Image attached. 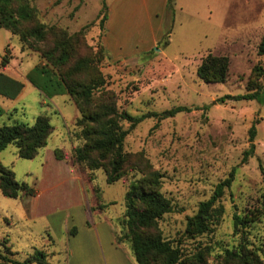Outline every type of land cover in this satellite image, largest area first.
Wrapping results in <instances>:
<instances>
[{"label": "rangeland", "instance_id": "1", "mask_svg": "<svg viewBox=\"0 0 264 264\" xmlns=\"http://www.w3.org/2000/svg\"><path fill=\"white\" fill-rule=\"evenodd\" d=\"M30 1L44 23L59 25L70 33L85 27V41L93 52L102 48L96 64L104 76L105 87L115 93L120 110L140 116L175 107L187 109L165 118L145 117L124 141L127 152L142 153L162 175L160 191L174 207L159 221L164 237L183 238L180 235L187 217L196 212L199 202L208 199L215 186L233 170L230 187L215 203L222 205L223 213L213 225V231L195 240L183 238V247L192 251L197 242L210 246L209 263H213L216 255L238 243L239 234L233 226V215L237 214L246 220L244 229L249 242L264 249V101L218 100L227 94L246 92L252 68L258 61L264 69V56L256 52L264 30V0H221L218 9V5L209 3L212 0H206L208 4L196 0L197 8H201L198 15L179 11L175 1L165 16L148 15L142 5L137 18L134 8L131 10L135 4L125 10L126 3L115 7L113 0H108L112 19L105 37L107 49L102 46L103 32L98 26L102 0H58L60 4L53 11L46 0H39L42 10ZM209 6L215 12L224 9L225 18L215 17L213 13L208 19ZM17 38L16 35L15 43L33 51ZM33 52L40 57L38 52ZM209 52L229 57L226 81L209 83L197 76V66ZM260 82L264 84V79ZM42 99L53 105L45 92L40 94L32 86L16 99L0 98V125L32 124L37 115L46 114L55 128V139L49 140V145H64L68 150L70 142L80 144L75 135L77 129L71 123L75 113L78 115L74 103L69 100L62 103L60 96L57 99L67 119L65 125L60 113L45 110ZM252 124L256 130L254 152L244 160ZM123 126L127 128L129 123L125 121ZM4 149L0 153L1 158H6L4 164L11 168L17 180L33 186L40 178L37 160L18 156L13 159L11 153H15L16 147L12 144ZM97 171L96 182L104 189L105 199L115 204L103 215L114 218L122 212L123 194L129 181L140 175L131 173L119 182L106 184L103 171ZM120 217L116 218L118 225ZM49 224L47 217L31 215L18 199L0 193L1 252L6 239L14 252L9 256L14 259L21 260L40 249L48 254L50 264H64L68 255L66 235L57 221Z\"/></svg>", "mask_w": 264, "mask_h": 264}, {"label": "trees", "instance_id": "2", "mask_svg": "<svg viewBox=\"0 0 264 264\" xmlns=\"http://www.w3.org/2000/svg\"><path fill=\"white\" fill-rule=\"evenodd\" d=\"M174 0H168L171 9ZM107 19V4L102 0L98 15V26L103 31ZM0 27L17 35L26 47L39 53L47 66L55 71L59 83L70 96L78 110L74 120L76 137L81 141L73 148V160L82 171L92 173L102 170L106 182L127 178L131 173L140 176L129 181L124 194V212L119 220L116 232L117 243H128L136 264H210L212 249L199 244L192 251L183 247L182 239H193L213 231L223 213L222 205L216 206L224 190L229 188L233 179V170L229 177L219 182L212 195L199 202L196 212L187 217L185 228L179 239L164 237L159 221L172 212L174 207L169 198L161 191V173L155 170L142 153H130L124 148L126 135L142 119L148 116L165 118L176 112L187 110L175 107L161 113H147L133 116L117 106V97L105 87V79L97 67L102 48L95 52L85 41L84 28L69 32L55 24L40 21L38 9L30 0H0ZM257 55L264 56V30L257 45ZM6 61L3 58L2 64ZM229 57L208 53L197 66L196 74L204 82L219 83L227 80ZM5 78L0 73V79ZM264 69L258 61L251 71L246 92L238 95H224L219 102L227 99L246 100L262 103L264 101ZM6 79V78H5ZM14 93L1 91L0 94L14 97ZM129 126L124 128L123 122ZM50 117L40 114L32 124L16 122L12 125H0V150L12 144L17 148L20 158H33L39 148L46 145L53 132ZM249 148L244 151L243 159L254 152L256 130L252 124L248 130ZM0 191L9 198H17L22 193H31L32 188L16 180L12 170L0 162ZM96 200L101 207L99 188L94 187ZM264 195V194H263ZM243 216L233 215L234 232L239 234L238 243L223 250L211 264H264V249L254 247L248 240ZM74 233V230L71 231ZM4 252L0 251V264H50L44 250H34L23 259H14L7 240Z\"/></svg>", "mask_w": 264, "mask_h": 264}, {"label": "crops", "instance_id": "3", "mask_svg": "<svg viewBox=\"0 0 264 264\" xmlns=\"http://www.w3.org/2000/svg\"><path fill=\"white\" fill-rule=\"evenodd\" d=\"M174 1L179 11L192 12L195 15L201 12V8H197L199 4H197L196 0ZM203 1L207 3L206 0ZM33 2L42 10L41 6H39V0H33ZM79 3L81 5V2ZM124 3H126L125 10L130 5L135 4L131 6V10L134 8L133 13L135 18H137L136 14L139 13L142 5L148 15L165 16L169 11L167 7L168 0L112 1V5H115V7ZM209 3L218 5L216 6V9H218L222 1L212 0ZM46 4L53 11L55 6H58L60 3L58 0H46ZM106 4L107 19L104 23V31L100 30V32H103L101 43L105 49L109 48L108 41L106 42L105 37L108 30V23L112 19V7L108 0ZM77 5L78 3H76V7ZM206 10L209 15L207 18H211L213 13H216L215 17L225 18L224 9L221 12L218 10L215 12L209 6ZM15 40L16 35L0 27V73L6 78L0 79V89L1 91L14 93L17 87H19L14 97L0 94V98L16 99L27 90V87L32 86L40 94L45 92L46 96L50 99L49 102L53 104L50 106L46 100L42 99L41 105H43L45 110L60 113L66 125L67 119L59 107L57 99L60 96L62 97V103H67L72 101L70 96L59 83L55 72L35 52L22 48L18 43H15ZM4 57H6V61L2 64ZM52 76L55 78H52ZM48 85H51V87H47ZM77 116L75 113L71 123L74 124ZM54 131L55 128L49 136L46 145L39 148L37 154L31 158L37 160L38 170H40V178L36 180L37 182L33 186L27 184L28 187L32 188V192L22 193L15 199H18L24 205V210L31 215L45 216L51 225L52 222L57 221L59 228H63V233L66 235L68 251L64 264H136L129 244L117 243L115 241L116 232L118 231V221L116 222V220L118 217H122L124 206L122 212L114 218H111L109 215H103L106 214L104 211L112 206L113 201L105 199L104 189L98 186L96 182L99 171H94L92 173V179H89V171L79 169L73 160V148L75 146L73 142H70L69 148H67L68 150H66V146L64 145H49V140L55 139ZM67 131L69 132L68 127ZM4 150H0V153ZM11 154H14L13 159H15V156H18L17 148L15 153L12 151ZM4 159L0 157V162L9 168V166L4 164ZM9 169L11 170V168ZM104 180L108 184L106 177ZM119 181L121 180L113 183ZM94 187L99 188V201L103 204L100 208L96 200ZM125 192L126 188L124 194ZM88 209L90 210L89 213ZM72 230H74L73 234L71 233Z\"/></svg>", "mask_w": 264, "mask_h": 264}]
</instances>
